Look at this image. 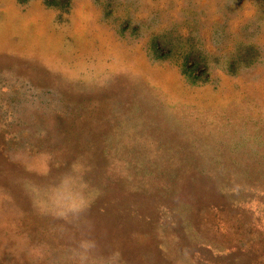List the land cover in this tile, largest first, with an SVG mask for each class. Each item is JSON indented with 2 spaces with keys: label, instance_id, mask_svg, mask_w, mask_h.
Returning a JSON list of instances; mask_svg holds the SVG:
<instances>
[{
  "label": "rangeland",
  "instance_id": "374dc122",
  "mask_svg": "<svg viewBox=\"0 0 264 264\" xmlns=\"http://www.w3.org/2000/svg\"><path fill=\"white\" fill-rule=\"evenodd\" d=\"M0 264H264V0H0Z\"/></svg>",
  "mask_w": 264,
  "mask_h": 264
}]
</instances>
